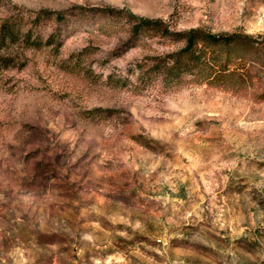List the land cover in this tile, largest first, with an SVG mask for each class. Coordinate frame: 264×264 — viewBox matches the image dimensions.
Listing matches in <instances>:
<instances>
[{
    "label": "rangeland",
    "instance_id": "1",
    "mask_svg": "<svg viewBox=\"0 0 264 264\" xmlns=\"http://www.w3.org/2000/svg\"><path fill=\"white\" fill-rule=\"evenodd\" d=\"M124 10L264 37V0H0L41 41L0 45V264H264V41L165 84Z\"/></svg>",
    "mask_w": 264,
    "mask_h": 264
},
{
    "label": "trees",
    "instance_id": "2",
    "mask_svg": "<svg viewBox=\"0 0 264 264\" xmlns=\"http://www.w3.org/2000/svg\"><path fill=\"white\" fill-rule=\"evenodd\" d=\"M52 14H56L58 20L62 19L60 12L48 10H40L37 15ZM124 16L130 22L131 32L136 38H143L148 34L183 44L178 50L155 59L152 70L165 84L179 83L186 76H191L192 81L208 85L216 82L227 83L234 73L230 66L237 61L246 60L264 41V37H253L239 32L215 34L200 27L176 31L160 19L137 16L127 10H124ZM18 39L35 48L41 47L40 40L31 41L30 32L21 35L20 30L6 23L0 26V45Z\"/></svg>",
    "mask_w": 264,
    "mask_h": 264
}]
</instances>
